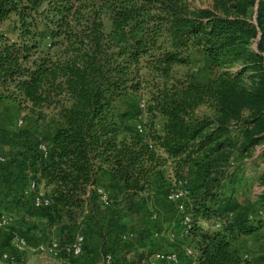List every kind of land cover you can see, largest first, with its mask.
<instances>
[{"label":"trees","instance_id":"trees-1","mask_svg":"<svg viewBox=\"0 0 264 264\" xmlns=\"http://www.w3.org/2000/svg\"><path fill=\"white\" fill-rule=\"evenodd\" d=\"M191 49L216 69L205 82L173 73L174 66L188 64ZM139 93L147 95L142 133L124 127L126 111L116 109L120 98ZM2 100L34 121L43 110L50 113L47 138L28 140L30 132H21L20 147L7 152L0 167L8 168L4 195L13 192L29 203V230H55L62 246L82 235L80 253L64 248L59 258L74 264L92 250L109 253L100 249L106 228L139 212L134 197L167 166L170 180H183L188 191L184 236L193 240L194 264H251L231 244L264 227V212L249 219L250 212L264 210V165L256 172L262 189L252 202L234 201L232 184L242 156L257 144L256 158L264 164V0H212L211 8H193L186 0H0ZM204 102L212 116L196 114ZM8 140L0 129V145ZM104 183L121 192L120 208L98 200L94 188ZM39 189L48 204L31 208ZM100 207L107 210L104 221L95 213ZM124 223L119 237L125 247L112 262L137 264L154 253L140 251L142 242L161 236L153 224L135 233ZM14 234L26 238L16 229L3 243Z\"/></svg>","mask_w":264,"mask_h":264},{"label":"rangeland","instance_id":"rangeland-1","mask_svg":"<svg viewBox=\"0 0 264 264\" xmlns=\"http://www.w3.org/2000/svg\"><path fill=\"white\" fill-rule=\"evenodd\" d=\"M190 7L193 8H211L212 0H186ZM253 9L250 8V21L253 22ZM251 48L254 47L252 41ZM240 61L234 63V67H230V70H234ZM216 69H212L207 58L198 52L197 50L191 49L189 51V62L186 65H177L173 68V73L176 76H181L185 73H191L194 77L200 81L205 82L208 78L213 75ZM147 95L145 93H139L138 95H128L126 97L120 98L116 103V109L120 112L126 111L127 115L121 116V122L126 128H136L140 125L145 129L147 124V113L144 110L145 101ZM44 115L40 120L34 121L33 116L29 115L27 111L18 107L14 102L2 100L0 101V129L7 134L9 140L8 143L0 145V156L4 158L3 164L5 162L6 153L15 151L20 147L22 142L21 132L28 131L30 135L28 140L33 138H38L42 136L47 138L51 132V117L50 113L46 110L42 111ZM128 112V113H127ZM196 114L212 116L213 111L211 104L209 102H204L198 105L196 109ZM21 120V124L17 125V120ZM261 145H255L251 150L244 154L241 161L244 163L241 168L238 169L236 179L233 182V188L235 189L233 194V200L236 202H252L258 191L262 189L258 185L256 172L264 165L260 159H257V153L259 152ZM4 167H0V185L2 189L0 190V198H3L0 213H6L11 217V223L5 229H0L1 236L4 234H9L10 231L16 230L20 233L26 234L28 243L25 247L34 248L32 251V258H29L30 264H35L37 261H45V264H56L54 260H57L59 256H54L49 252H40L37 250V245L44 244L47 245L50 241H60L55 230L44 231L41 227L38 229H28L27 227L31 225V209L29 206L24 205L17 197L13 196V192L8 195H4L5 185H2L3 175L7 173ZM9 172V171H8ZM13 176V175H12ZM171 170L169 167L165 166L160 169L158 173H155L151 177V187L148 191L139 194L134 197V202L138 204L141 203V209L138 213H134L122 218V220L117 219L111 228H106L109 232L107 234V239L102 243L101 250L108 251L114 260V262L122 254V250L125 245L122 240H120L119 234L121 229H119L123 222L125 226L123 228H131L135 230L146 226L147 224L152 225V230H158V234L161 237L150 236L148 239L144 240L142 249L140 251L149 250L154 252L152 255L143 257L144 260L139 261L137 264H167L161 258V255L165 252H176L178 254L179 260L176 264H193L194 251L192 250L193 240L190 237L181 234L180 222L181 216L189 212V207L186 202V197H182L176 201H168L166 199L167 191L174 185V180H170ZM167 185V186H166ZM103 190L107 194L108 200L106 204H110L115 208H120L122 203V194L116 188L112 189L107 184H103ZM166 186V187H165ZM169 189V190H168ZM18 195V194H17ZM6 196V197H5ZM27 203L26 201H23ZM102 204V205H106ZM259 209L250 212L254 215ZM262 212L264 210L262 209ZM122 213V212H120ZM123 214V213H122ZM258 217V216H255ZM201 226H208V222L200 221ZM212 228V222L209 223ZM213 229V228H212ZM37 231V232H36ZM79 234V233H78ZM36 245V246H35ZM231 247L236 251L242 258L245 254L244 259L248 260L251 264H264V227L260 228L256 232L242 236L235 242L231 244ZM25 249L19 252H10L13 254L15 264H25L23 258V253ZM188 249L193 253V256L185 253ZM91 257L85 256L82 261L80 259H74V264H100V256L97 250L90 251ZM19 254V255H18ZM36 255L43 254L45 258H37ZM128 256H131L130 254ZM136 258V257H135ZM195 262V261H194Z\"/></svg>","mask_w":264,"mask_h":264},{"label":"built area","instance_id":"built-area-1","mask_svg":"<svg viewBox=\"0 0 264 264\" xmlns=\"http://www.w3.org/2000/svg\"><path fill=\"white\" fill-rule=\"evenodd\" d=\"M17 125H20L22 122L20 119L17 120ZM136 130L138 133H142V127L140 125L136 126ZM148 147L150 148L151 145L148 144ZM37 150L42 154L45 155L46 153V146L43 142L37 143ZM160 151V150H159ZM4 158L0 156V162H3ZM183 180H178L177 182H174V185L166 194V199L168 201H176L182 197H186L188 195V191L183 185ZM33 182H28V189L33 188ZM95 194L98 197V200L102 204H106L108 197L105 191L102 187L97 186L94 188ZM31 204L33 207H39L44 206L48 204V199L44 196L41 189H39L36 193L33 194L31 198ZM263 212L262 210H257L254 215H250L249 219L254 218L255 216H262ZM11 223V217L10 215L6 213H0V229H5L7 226ZM190 223V215L188 213L183 214L181 216V222H180V228H181V234H185L187 232V229L189 228ZM220 227V224L218 222L212 223V228L217 229ZM125 236H121V239H124ZM82 235L76 234L71 242L70 245L62 246L59 244L58 241L52 240L47 245L39 244L37 245V250L40 252H49L54 256H58L60 251L65 248L67 252H70L72 256L78 255L81 250V242H82ZM11 250L12 252H20L23 249H25L27 245V240L25 237L14 234L10 240ZM185 253H188L193 256V253L190 252V250L186 249ZM243 257L245 258L246 255L244 254ZM161 258L164 260L167 264H176L179 260L178 254L176 252H165L161 255ZM60 260V264H69L67 258H58ZM13 254H10V252H1L0 253V264H15ZM192 263L194 264V259L192 260ZM100 264H113L112 262V255L110 253H105L100 256Z\"/></svg>","mask_w":264,"mask_h":264},{"label":"crops","instance_id":"crops-1","mask_svg":"<svg viewBox=\"0 0 264 264\" xmlns=\"http://www.w3.org/2000/svg\"><path fill=\"white\" fill-rule=\"evenodd\" d=\"M24 200V199H23ZM22 204H24V205H28L29 206V203L27 202V203H25V202H23ZM1 205L2 204H0V208H1ZM30 207L31 208H33V206H32V204H30ZM2 210V209H1ZM95 213H96V215H97V217L101 220V221H104L106 218H107V210L106 209H104V207H100V208H98L96 211H95ZM30 221H32V217L30 218ZM31 223V222H30ZM208 226H204V227H207V228H211V226L209 225V223L207 224ZM17 229V228H16ZM37 232V231H36ZM26 235V234H25ZM28 238V237H27ZM27 238H26V240H27ZM4 242V237L3 236H1V232H0V253L1 252H4V251H11V245H10V242L8 243V244H5V243H3ZM29 242H28V240H27V244H28ZM30 243H32V242H30ZM29 243V244H30ZM36 246V245H35ZM34 250V248L32 249V248H27V250L25 249V252L23 253V258H24V260H25V264H30V260H29V258H32V256H33V254H32V251ZM20 253V252H19ZM35 256L37 257V258H40V257H42V258H45V255H43V254H39V255H36L35 254ZM54 262L56 263V264H60V260L59 259H57V260H54ZM46 262L45 261H42V260H39V261H37L35 264H45Z\"/></svg>","mask_w":264,"mask_h":264}]
</instances>
